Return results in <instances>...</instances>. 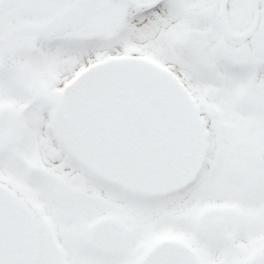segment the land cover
Here are the masks:
<instances>
[{
	"label": "snow or ice",
	"instance_id": "6c2138e0",
	"mask_svg": "<svg viewBox=\"0 0 264 264\" xmlns=\"http://www.w3.org/2000/svg\"><path fill=\"white\" fill-rule=\"evenodd\" d=\"M0 264H264V0H0Z\"/></svg>",
	"mask_w": 264,
	"mask_h": 264
}]
</instances>
